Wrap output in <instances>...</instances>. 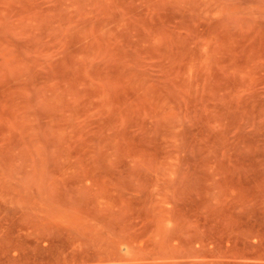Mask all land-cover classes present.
<instances>
[{"label": "rangeland", "instance_id": "obj_1", "mask_svg": "<svg viewBox=\"0 0 264 264\" xmlns=\"http://www.w3.org/2000/svg\"><path fill=\"white\" fill-rule=\"evenodd\" d=\"M0 264H264V0H0Z\"/></svg>", "mask_w": 264, "mask_h": 264}]
</instances>
